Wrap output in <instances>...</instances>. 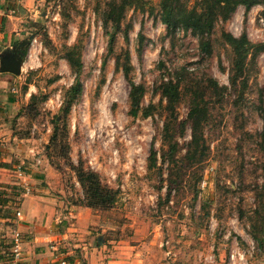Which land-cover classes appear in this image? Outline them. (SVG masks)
<instances>
[{
  "label": "rangeland",
  "instance_id": "obj_1",
  "mask_svg": "<svg viewBox=\"0 0 264 264\" xmlns=\"http://www.w3.org/2000/svg\"><path fill=\"white\" fill-rule=\"evenodd\" d=\"M110 1L13 0L20 17L7 44L33 38L23 50L21 73L5 78L0 72L2 192L16 185L18 167L33 175L45 169L47 179L33 186L80 204L83 190L72 165L82 163L119 193L112 208L82 205L69 219L71 242L86 243L71 245L75 256L90 249L101 250L95 259L103 262L105 255V264H228L235 248L248 264H264V223L251 225L264 216V51L248 64L240 93L230 86L232 48L222 35L264 41V3L249 10L238 5L229 18L214 20L207 51L190 28L173 20L167 27L160 17L164 0L127 5L118 29L104 21ZM204 1L178 2L204 11ZM74 45L81 91L64 115L76 76L65 55ZM170 77L179 84L173 114L158 88ZM132 82L144 85L141 105H151L150 114L129 113ZM194 101L207 115L192 159L188 113Z\"/></svg>",
  "mask_w": 264,
  "mask_h": 264
},
{
  "label": "trees",
  "instance_id": "obj_2",
  "mask_svg": "<svg viewBox=\"0 0 264 264\" xmlns=\"http://www.w3.org/2000/svg\"><path fill=\"white\" fill-rule=\"evenodd\" d=\"M179 0H164L161 5L160 17L165 22L167 27L174 22L177 24L181 23L185 28H190L192 32L199 37L202 41V48L205 50H210L209 40L207 39L208 35L211 33L212 27L214 26L213 21L218 17H222L223 20L229 18V16L235 11L238 5H243L246 10H249L252 6L263 2L264 0H206V9L196 10L194 8L186 10L183 7V4L178 2ZM136 0H121V3L118 1H110L109 11L105 12L104 21H112L115 28L120 27V20L124 16V11L127 5H133ZM206 11V12H205ZM173 20V21H172ZM125 38L128 37V30H124ZM224 40L232 48V56L230 60V69H229V81L230 86L241 90L247 85V70L248 64L250 61L254 60L257 54L261 51H264V41L261 42H252L249 40L246 33H242L239 36H235L230 32L222 33ZM142 33H139V37L142 41ZM111 40H113V35H111ZM207 39V40H205ZM48 44V43H47ZM66 59L76 72L75 83L70 86L66 91V100L62 110L64 115H66L70 109L72 102L75 100L77 93L81 91V82L78 78V72L81 67V55L76 47L72 46L66 52ZM126 59L129 60L128 51L125 53ZM127 61V60H126ZM159 90L163 98L167 99L166 109L172 114L175 112V104L179 99V84L178 81H175V78L162 79L159 84ZM226 88V87H225ZM145 88L141 83H131V87L128 92L130 110L129 113L132 116H136L138 112L141 111L143 115H148L151 113L150 106L143 107L141 105V100L144 95ZM35 94H31L33 98ZM195 102V101H194ZM192 103L191 109L188 113V118L192 121V140L190 142V147L188 148V155H191V158H194V153L196 148H201V142L203 141V131H202V120L207 115V110L205 106L199 107L195 102ZM264 119V115H263ZM168 129V124L165 122V130ZM56 129L54 130L53 136L50 138L53 143L56 142ZM154 155V151L151 150L150 156ZM154 161V160H153ZM77 181L79 182L83 190V198L80 201V205L91 209H110L112 208L118 200L119 189L110 187L101 181L100 175L93 169L88 166H83L82 163L77 165H72ZM264 209V204H263ZM258 222H254L256 219H253L251 222L252 226H259L264 223V216L259 218ZM261 241V240H260ZM263 242V241H262ZM261 244V243H259Z\"/></svg>",
  "mask_w": 264,
  "mask_h": 264
},
{
  "label": "crops",
  "instance_id": "obj_3",
  "mask_svg": "<svg viewBox=\"0 0 264 264\" xmlns=\"http://www.w3.org/2000/svg\"><path fill=\"white\" fill-rule=\"evenodd\" d=\"M15 4L13 0H0V50L9 46L6 39H12L15 19L20 17ZM7 74L5 72V78ZM16 171L19 178L12 179L16 185L8 190L7 195L2 192L0 196V264H84L82 257L88 258L89 264H105V255L103 262L95 259V254L101 250L90 252L87 249L81 258L73 253L71 245L78 247L86 243L71 242L73 227L69 219L78 216L83 206L69 205L64 196L42 186H33L47 179L48 170L42 169L39 175ZM3 196H7L5 204L1 202ZM17 210L21 212L19 216L16 215ZM12 229L19 230L21 234V257L18 260H13Z\"/></svg>",
  "mask_w": 264,
  "mask_h": 264
},
{
  "label": "water",
  "instance_id": "obj_4",
  "mask_svg": "<svg viewBox=\"0 0 264 264\" xmlns=\"http://www.w3.org/2000/svg\"><path fill=\"white\" fill-rule=\"evenodd\" d=\"M31 38L33 35H29L28 39L17 41L11 46H6L0 51V72H9L15 75L21 73L23 57L17 50H23Z\"/></svg>",
  "mask_w": 264,
  "mask_h": 264
},
{
  "label": "built area",
  "instance_id": "obj_5",
  "mask_svg": "<svg viewBox=\"0 0 264 264\" xmlns=\"http://www.w3.org/2000/svg\"><path fill=\"white\" fill-rule=\"evenodd\" d=\"M29 152L34 156L36 154V151H34V148L29 149ZM37 155V154H36ZM35 155V156H36ZM40 158H35V163H39ZM18 172L21 173L22 170L18 167ZM28 190V189H27ZM2 195V188H0V196ZM21 212L19 210L16 211V215L19 216ZM11 245H12V254H13V260H18L21 257V234L20 231L17 229L11 230ZM228 264H248L247 257L244 251L239 249H232L229 255V262Z\"/></svg>",
  "mask_w": 264,
  "mask_h": 264
},
{
  "label": "flooded vegetation",
  "instance_id": "obj_6",
  "mask_svg": "<svg viewBox=\"0 0 264 264\" xmlns=\"http://www.w3.org/2000/svg\"><path fill=\"white\" fill-rule=\"evenodd\" d=\"M23 50H24V49H23ZM23 50H22V49H18V50H17V52H18L19 54H21L22 57H23Z\"/></svg>",
  "mask_w": 264,
  "mask_h": 264
}]
</instances>
